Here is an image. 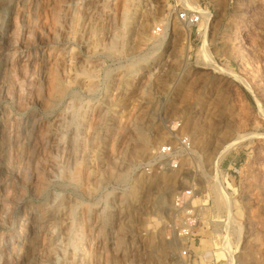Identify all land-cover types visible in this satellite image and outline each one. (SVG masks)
<instances>
[{
    "label": "rangeland",
    "instance_id": "374dc122",
    "mask_svg": "<svg viewBox=\"0 0 264 264\" xmlns=\"http://www.w3.org/2000/svg\"><path fill=\"white\" fill-rule=\"evenodd\" d=\"M183 8L210 15L188 36ZM203 46L230 73L209 68ZM180 131L194 152L163 204L169 172L152 171L149 157ZM186 171L204 211L199 248L183 258L171 226ZM216 179L240 206L228 233L235 264H264V0H9L0 9V264H227Z\"/></svg>",
    "mask_w": 264,
    "mask_h": 264
},
{
    "label": "built area",
    "instance_id": "2783aa9c",
    "mask_svg": "<svg viewBox=\"0 0 264 264\" xmlns=\"http://www.w3.org/2000/svg\"><path fill=\"white\" fill-rule=\"evenodd\" d=\"M202 13L200 11H190L180 9L178 19L191 28L201 22ZM161 31V27H157ZM180 124H176L179 127ZM194 152L192 138L183 132L175 134L172 140L163 141L153 150L149 157V167L156 173L164 172L166 169L181 170L189 161ZM174 222L171 226L177 238L183 242L180 254L183 258H188L194 249L199 246V227L203 208L194 204V189L189 188L178 191L173 198ZM209 227V226H208ZM201 241V240H200Z\"/></svg>",
    "mask_w": 264,
    "mask_h": 264
},
{
    "label": "bare ground",
    "instance_id": "6f19581e",
    "mask_svg": "<svg viewBox=\"0 0 264 264\" xmlns=\"http://www.w3.org/2000/svg\"><path fill=\"white\" fill-rule=\"evenodd\" d=\"M184 2H187L188 0H183ZM9 8V0H0V9L3 10L4 12H7ZM201 13L203 14V18L205 19L206 21V18H208L210 15H209V12L204 10V9H201ZM209 15V16H208ZM181 25V24H180ZM184 27V26H183ZM186 29L185 30H188L187 33V36L189 35L190 33V29L191 27L190 26H186ZM172 30V29H171ZM175 32V31H174ZM207 33V24L205 23L204 25V31H203V35H206ZM174 35V33H173ZM187 39V38H186ZM200 56V55H199ZM201 57L202 59L204 60L203 62H205L207 64V66L209 68H214L216 69L217 71H219L220 73H230L228 70L225 69V67H221L217 62L216 60L212 57V55L209 54V52L207 51L206 47L203 46L202 50H201ZM157 61V59H156ZM162 61V59H161ZM160 62H156L151 68H156L157 72L160 70V68L162 67V65H164L165 61L161 63ZM204 67V66H202ZM139 74H142L140 71L138 73H136L135 75H139ZM134 75V76H135ZM263 113V111H262ZM143 123H140L138 121H135L133 122V129L135 130H139L141 131L142 129V125ZM190 126L192 128V133H195L197 132V125H196V121L195 120H192L190 122ZM213 128V127H212ZM191 133V134H192ZM204 134V133H203ZM211 139H212V142L213 144H209L207 145L208 148H213L212 151H214L216 149V147L218 146V144H220V141H222L223 139L222 138H225L224 136L222 137L223 133L221 131V129L219 130H216L214 131L212 134H211ZM157 137V136H156ZM191 137V135H190ZM192 138V137H191ZM197 138V137H196ZM210 138V137H209ZM73 141L75 140V136L72 138ZM156 139V138H155ZM208 141H206L207 143ZM237 141H231L230 143H228L227 145L224 146V149L221 151L220 155H223L228 149H230ZM73 143V142H72ZM152 143V142H151ZM74 144V143H73ZM149 149V147H147ZM73 149V148H72ZM74 151V150H73ZM210 155V154H209ZM167 172H169L168 174V177L166 176V186L167 188H165V192L163 193V195L161 197H159V200L164 204L166 203V194L168 195V193H170L171 191H174V186H175V183L174 181H171V178L173 177L172 176V173L174 170L172 169H166ZM166 172V171H165ZM191 174L189 171H186L185 172V175L184 176H181L180 177V180H178L180 182V186L182 188V190H185V186L186 185H189L191 184V181H190V178H191ZM199 177H197L198 179ZM179 179V177H178ZM192 180V179H191ZM198 181L200 182L201 185H199V189L200 191H202L203 189V181L201 178L198 179ZM216 181H218L216 179ZM197 182V181H196ZM198 183V182H197ZM218 187H215L216 189V198H217V201L218 202H223L225 207H226V210H227V215H228V219H227V227H225V233H224V241H223V259L225 260V262L227 264H235L234 262V257H233V253H234V250L232 249V243H231V240L229 238V227L231 226V223L233 222H236V208H237V212L240 213V210H239V205L236 203V200L233 198L232 194H230V192L227 191L226 189V186L228 185H225L223 186V184L221 183V181H218ZM215 183V184H217ZM230 187V186H229ZM197 190V189H196ZM201 197V194L199 191H195V194H194V202L199 199ZM158 200V201H159ZM160 204V202H158ZM40 225H39V221L35 218V217H32L30 219V224H29V231H30V238L32 241H34V239L36 238V233L38 232V230L40 229ZM234 229V228H233ZM237 229V228H236ZM235 229V230H236ZM234 232V231H233ZM242 233V227L240 226V228H238L237 230V234L240 236V234ZM231 234V233H230ZM231 237V236H230ZM176 240L178 241V243H181L183 244L182 240L180 238H177L176 237ZM171 245V243H169V246ZM201 245V244H200ZM199 248V247H197ZM74 249H76V247H74ZM167 258V257H166ZM171 260L174 258V255H171L170 256ZM178 263L180 264H187L185 262L184 259H179L177 260Z\"/></svg>",
    "mask_w": 264,
    "mask_h": 264
}]
</instances>
